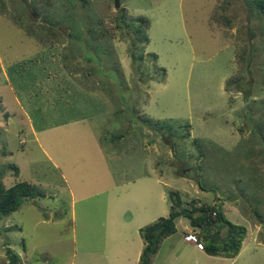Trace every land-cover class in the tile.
I'll list each match as a JSON object with an SVG mask.
<instances>
[{"label":"rangeland","instance_id":"obj_1","mask_svg":"<svg viewBox=\"0 0 264 264\" xmlns=\"http://www.w3.org/2000/svg\"><path fill=\"white\" fill-rule=\"evenodd\" d=\"M119 8L149 19L147 44L112 20ZM30 92L49 121L36 133L14 98ZM262 112L264 15L247 0H0L1 181L45 190L0 217V264H136L138 229L168 215L169 190L219 201L247 229L234 257L191 251L200 264H264ZM175 227L161 247L191 249L181 230H198Z\"/></svg>","mask_w":264,"mask_h":264},{"label":"trees","instance_id":"obj_2","mask_svg":"<svg viewBox=\"0 0 264 264\" xmlns=\"http://www.w3.org/2000/svg\"><path fill=\"white\" fill-rule=\"evenodd\" d=\"M247 2L249 7L253 8L255 12L264 15V0H247ZM40 6L41 5L38 4L30 5L35 13L40 12ZM119 9L120 10L114 11L112 20L121 21L123 19H128L131 22H135L136 25L133 28L134 36L139 42L147 44L148 36L146 32L150 26L149 19L143 15H130L123 8ZM212 19H214V13H212ZM104 26L106 29H112L108 27L109 25L107 23H105ZM114 26H116V24ZM44 29L51 35H54L57 31L52 24H48L47 28ZM95 30L96 29L92 28L88 29L93 35L100 32V30ZM88 47L89 46H87V48ZM132 56L134 57V54H132ZM153 57L156 59V55L153 54ZM139 59H141V57H139ZM241 80V77L236 75L230 78L227 83H235L238 91L246 95L245 90L242 89ZM227 83L226 87L229 86ZM113 84L114 86L116 85L115 83ZM225 90L227 91L229 89L226 88ZM263 113L264 112L261 114L263 115ZM117 137L120 139L122 136L120 134ZM11 167L14 168V174L17 175V167L14 164H11ZM177 174L193 179L197 183L198 188L204 189L199 183V174L192 176L183 173L179 167L177 168ZM167 195L170 202L168 215L159 217L138 229L144 245L137 264H152L153 257L162 241L176 231L175 219L178 217L187 219L189 226L194 230H198V233L196 231L193 232L198 237V240L203 243V250L208 255L231 258L238 254L242 241L246 236L247 229L245 226L234 224L226 218L222 210L221 202L214 201L211 204L200 203L196 205L195 199H191L186 203L177 190H169ZM44 196L45 190L42 187L27 181H17L5 187L1 181L0 174V217L8 216L17 211L26 200ZM221 228L224 229V232H220L219 229ZM15 264H17V262Z\"/></svg>","mask_w":264,"mask_h":264},{"label":"crops","instance_id":"obj_3","mask_svg":"<svg viewBox=\"0 0 264 264\" xmlns=\"http://www.w3.org/2000/svg\"><path fill=\"white\" fill-rule=\"evenodd\" d=\"M65 73L62 74V76L66 77ZM5 75L7 76V74H5ZM42 75H43V77L47 76L46 73H43ZM42 75L39 77V79L36 75L34 76V81H32V83H31V85L33 86V90H35V88H37V91L42 90V81H41ZM11 88H12V86L9 85V90H12ZM31 92H30V95H28V97L23 96L24 100H22L21 103L17 97V93H15L16 95L14 96V98L16 99V102L19 105V109L22 111L24 117L29 121V124H31V126H30L32 128L31 132L36 133L38 131H41L42 125H47L49 123V121H47L46 119L42 120V95H40L38 99H33L31 97ZM48 92H50V91H48V90L43 91V94H45V98L47 101L46 103H48L49 100H52L55 98V94L53 92H50V93H52L54 95V97H51V98L48 97L47 98L46 95L48 94ZM38 93H42V92H38ZM38 93L35 92L36 95H38ZM58 94H60V93H58ZM37 110H40V112H37ZM33 112H37L38 116L32 118L31 115ZM34 115H36V114L34 113ZM59 123H60V125L64 124V122H59ZM43 129H45V128H43ZM154 218L155 217H151L150 220H152ZM184 228H186V226H184ZM182 230H181V238L183 237V234H184L182 232ZM165 239L168 240L169 236L166 237ZM163 241H162L160 247L158 248L157 252L155 253V255L153 257L152 264H200L201 262L197 261L198 257L194 258V256L192 255L193 254L192 252H194V251L200 252V254H203V256H205L211 260H215L217 258L222 259V256L208 255L204 250H198L194 245H192L190 243L189 244L191 246L190 247L191 249H187L188 246H186V245L184 247H182V245H178L177 247H175L173 245L170 249H163L161 247L162 244L164 243ZM182 241H183V239H182ZM183 242L185 244H187V242H185V241H183ZM142 245H144V243ZM142 248H143V246L137 250V253L135 256V260L137 261V263H138L139 255L141 253ZM226 258H229V257H226Z\"/></svg>","mask_w":264,"mask_h":264},{"label":"built area","instance_id":"obj_4","mask_svg":"<svg viewBox=\"0 0 264 264\" xmlns=\"http://www.w3.org/2000/svg\"><path fill=\"white\" fill-rule=\"evenodd\" d=\"M214 215V212H213ZM183 241L194 245L198 250H203V243L198 240V237L194 232H186L183 234Z\"/></svg>","mask_w":264,"mask_h":264},{"label":"water","instance_id":"obj_5","mask_svg":"<svg viewBox=\"0 0 264 264\" xmlns=\"http://www.w3.org/2000/svg\"><path fill=\"white\" fill-rule=\"evenodd\" d=\"M113 2H114V8L117 9L120 5V0H113ZM15 258H16L15 255L13 254L10 255L9 261L7 264H14Z\"/></svg>","mask_w":264,"mask_h":264}]
</instances>
